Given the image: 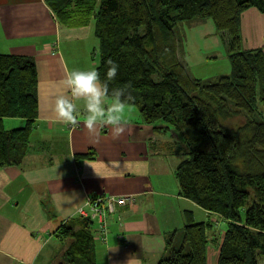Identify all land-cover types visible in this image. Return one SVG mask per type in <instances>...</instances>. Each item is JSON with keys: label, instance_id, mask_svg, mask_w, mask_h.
Segmentation results:
<instances>
[{"label": "trees", "instance_id": "trees-1", "mask_svg": "<svg viewBox=\"0 0 264 264\" xmlns=\"http://www.w3.org/2000/svg\"><path fill=\"white\" fill-rule=\"evenodd\" d=\"M46 3L60 27L94 20L101 79L109 60L119 65L109 89H123L124 98L131 97L127 105L139 107L142 123L156 135L174 131L178 136L168 154L184 158L174 171L179 197L226 224L220 239L209 238L212 223L196 221L191 211H184L181 245L174 244L172 233L169 255L156 264H206L211 241L219 243L217 264H257L264 258V121L253 115L258 102L264 106V51L243 49L240 21L251 8L264 14V0ZM205 18L220 33L231 65L230 74L212 82L190 75L174 32L178 23ZM36 85L31 58L0 54V167L19 164L27 150L37 117ZM230 106L248 116L243 126L221 125V112L231 114ZM4 118L22 119L24 125L7 130ZM93 226L89 218L78 217L57 227V239L71 240L60 264H96Z\"/></svg>", "mask_w": 264, "mask_h": 264}, {"label": "crops", "instance_id": "crops-1", "mask_svg": "<svg viewBox=\"0 0 264 264\" xmlns=\"http://www.w3.org/2000/svg\"><path fill=\"white\" fill-rule=\"evenodd\" d=\"M240 31L244 50L264 49V14L254 8L243 12ZM94 41L92 23L60 27L46 0H0V54L31 58L37 76V117L27 150L19 164L0 167V264H52L55 256L63 258L64 241L53 232L80 217L78 210L89 211V196L134 198L107 214L104 240L91 220L96 264H156L171 234L183 228L184 211L196 220L190 207L211 223L217 220L179 197L174 169L166 165L174 141L144 125L133 106H126L125 131L118 138L110 126L89 131L83 116L74 128L59 122L55 99L70 95L67 73L96 69L90 60ZM76 103L83 110V99ZM3 125L11 130L24 121L4 118ZM218 244H207L206 264H217Z\"/></svg>", "mask_w": 264, "mask_h": 264}, {"label": "rangeland", "instance_id": "rangeland-1", "mask_svg": "<svg viewBox=\"0 0 264 264\" xmlns=\"http://www.w3.org/2000/svg\"><path fill=\"white\" fill-rule=\"evenodd\" d=\"M90 23H94V20L92 18L89 19L88 24ZM174 32L178 43L180 44V50L178 51L180 54L179 56L192 77L205 82H212L215 81L220 75L230 74L231 65L226 55L225 46L220 37V33H218V31L216 30L215 25L211 19H198L197 21L189 24L186 22L178 23L174 27ZM93 45L95 46L90 52V60L93 64H96L98 62L97 51H95L98 48L97 40L94 41ZM258 49L264 51L263 48ZM132 108L138 111V116L141 119L139 114V107L133 106ZM229 108L231 110V114L221 112V125L228 129H236L237 127L243 126L246 121H248V116L244 111L235 110L233 106H230ZM253 118L256 121H264V106L259 102L257 103V112L254 113ZM9 127L11 126L7 124L6 128L9 129ZM160 136L164 141H172L173 139H178V136L174 131H172V133L171 131H167ZM182 159L184 158L178 155H170V157L166 158V165L167 167H169L170 169H174L175 171V166ZM190 208L194 210L196 221H208L205 216L203 217L200 215V211H197L196 209H194V207ZM225 228V222L222 221L220 217H217V220H214L211 228H209V238H211L212 235V238L215 237L219 239ZM182 231V228H180L177 231L176 237L174 239V244H178V247L181 245L180 243L183 235ZM70 241L71 240L68 238L65 239L63 243H60L62 244L61 246L63 247V249L67 247ZM168 255V252H165L164 256L167 257ZM62 261L63 258L57 255L55 256V260L52 264H59ZM257 261V264H264V258H259Z\"/></svg>", "mask_w": 264, "mask_h": 264}, {"label": "clouds", "instance_id": "clouds-1", "mask_svg": "<svg viewBox=\"0 0 264 264\" xmlns=\"http://www.w3.org/2000/svg\"><path fill=\"white\" fill-rule=\"evenodd\" d=\"M105 79L95 69H73L67 73L66 86L70 95H58L55 99L54 111L59 122L73 127L80 126V116H83V126L94 132L98 126H110L114 138H118L125 131V112L127 97L123 89H109L118 72L119 65L109 60ZM111 96V104L105 98ZM83 99V110L76 100Z\"/></svg>", "mask_w": 264, "mask_h": 264}, {"label": "built area", "instance_id": "built-area-1", "mask_svg": "<svg viewBox=\"0 0 264 264\" xmlns=\"http://www.w3.org/2000/svg\"><path fill=\"white\" fill-rule=\"evenodd\" d=\"M74 128L73 126H70ZM132 196H110V195H96L89 196L86 201V206L89 211L83 208L78 210L80 217L89 218L99 224V238L104 240L106 234V221L107 214L114 213L118 207L125 206L128 202L133 201Z\"/></svg>", "mask_w": 264, "mask_h": 264}]
</instances>
